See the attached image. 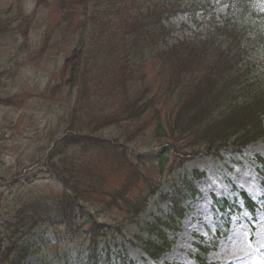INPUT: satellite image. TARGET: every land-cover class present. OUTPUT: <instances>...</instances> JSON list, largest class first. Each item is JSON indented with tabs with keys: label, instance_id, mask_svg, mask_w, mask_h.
Here are the masks:
<instances>
[{
	"label": "trees",
	"instance_id": "trees-1",
	"mask_svg": "<svg viewBox=\"0 0 264 264\" xmlns=\"http://www.w3.org/2000/svg\"><path fill=\"white\" fill-rule=\"evenodd\" d=\"M63 1L62 8L69 10V14L76 12L78 4L84 6L92 4L99 15L101 9L106 6L103 15L104 18L108 15V19H98L97 23L96 17L99 15L92 12L94 17L89 21L96 26L112 23L117 30H122L118 32L120 44L112 49H104L105 54L112 59L111 63L107 67L103 65L101 73L97 72L96 76L98 82L102 75L98 83L103 82L102 86L108 87L107 97L100 99V102H103L100 106L104 107V103L110 99L108 95L114 93L117 96L120 94L117 103L119 108L117 112L102 108L94 109L89 88L94 84L95 77L87 74L91 67L89 64L87 67V58H84V44L88 38L92 46L101 34V29L99 25L92 26L95 31L90 35L86 33L83 22H73L74 31L69 35L72 36L76 32L77 41L63 64L64 83L68 85L65 102L72 110L66 117L70 124L61 129L55 138L52 135L48 146H39L35 149L44 154L35 159L49 176L55 179L61 190L59 194L40 195L17 202L14 213L1 222L0 264H62L48 262L47 253H42V248H46L50 243H56L58 249L69 258L75 257L79 254L77 249L71 248L66 253L60 244V240L66 239L57 232L46 235L43 227L49 224L51 226L65 224L69 228L66 234L68 236L75 229L78 230L74 229L76 221L87 227L86 238L90 241L85 250V258L78 264H134L123 253L112 256L108 250L105 252L96 250V242L99 234H102L103 224L98 223L99 219L91 211H86L82 199L90 193H101V189L98 191L90 181L86 183L78 178L84 169L78 161L92 146L100 149V145L106 143L117 165L126 167V158L128 160L133 155L138 164L147 160L151 167L162 175L166 167L169 171L171 164L174 162L177 164L179 157L184 159L198 153L218 156L224 150L239 152L250 142L264 141V0ZM220 6H224V10L219 12L220 22L214 21L210 28L193 33L189 39H181L173 44L166 42L165 38L171 32V27L166 24L170 17L186 13L195 21L199 11L203 13L213 11L211 13L213 14L214 9ZM73 23L67 22V27L73 26ZM86 25L88 27V24ZM105 37L108 40L113 39L110 35ZM119 46H122V50H118ZM165 58L183 64L184 68L180 73L186 74L184 78H188V82L182 87L179 85L184 82L175 83L174 87L178 85L180 93L174 99L176 101L174 106L169 108V113L165 111L163 115L159 111L160 102L157 99L165 95L163 89L160 88V92L150 94L151 88L145 86L144 71L141 68L150 62L154 65L156 60ZM204 60L215 65L210 67L205 76L200 77L202 74L196 68L202 65ZM110 66L112 69H109ZM113 71L115 73L110 78L108 73L112 74ZM104 76L107 79H104ZM136 77L140 78V83L134 88V94L133 92L128 94L126 83ZM113 79L118 81V94L113 87L107 85ZM174 87L170 86L172 90L164 91L175 96ZM58 89L59 87L53 89L51 93ZM147 112L152 114L151 141L158 144L155 150L134 154L128 147V153L125 142L119 141V136L108 138L100 134L101 131L104 132L114 126V123L118 124L115 125L118 126L115 129L117 131L121 128V122L138 119ZM83 116L88 119L87 122L82 120ZM129 129L131 130L125 126L120 134L122 138L126 136V141L134 138L131 137V133L134 132V136L136 134V128L132 130L133 132ZM75 148L79 149L80 155L75 154ZM68 149L72 151L69 156L66 155ZM256 160L264 164L260 157ZM182 161L184 160H180V163ZM8 169H4L0 181H4ZM258 170L260 184L264 190V170L262 168ZM200 176L201 174L195 170L189 174H176L169 178L165 192L161 188L159 190V185L151 189L159 180L155 182L147 177L145 189L148 192L136 203H130L126 191L128 185L125 182V185L112 195V198L117 199L116 204L112 200L104 202L107 206H119V202L127 206L129 216L125 218L126 222H134L139 227L136 234L139 246L149 257L155 259L170 249L172 241L168 237L169 233L179 228L180 220L184 216L182 201L198 192L193 181ZM158 193L162 199L167 196L170 206L165 212L160 211L152 220H142L140 215L144 213L151 197ZM241 196L244 206L253 212L255 203L246 194ZM213 201L221 209L225 208L222 206L228 205L224 199L213 198ZM123 224L120 222L116 225L117 229L120 230ZM83 233L84 231L79 232ZM73 235L71 234V237ZM211 244L214 247L213 243ZM195 246L194 257L197 264H206L205 255L210 246L203 242ZM32 254L39 257L28 263V257Z\"/></svg>",
	"mask_w": 264,
	"mask_h": 264
},
{
	"label": "rangeland",
	"instance_id": "rangeland-1",
	"mask_svg": "<svg viewBox=\"0 0 264 264\" xmlns=\"http://www.w3.org/2000/svg\"><path fill=\"white\" fill-rule=\"evenodd\" d=\"M63 2V0H0V175L4 169L9 168L4 181H0V226L3 220L14 213L18 201L37 198L40 195L59 194L61 190L55 179H52L53 177L39 165L37 157H42L44 154L35 149L39 146H48L52 135L55 138L60 134L61 129L70 124L66 117L72 110L65 102L68 85L64 83L63 64L76 44L77 33L72 36L69 34L74 31L73 22L81 21L86 33L92 35L95 31L92 26L96 25L89 19L94 17L92 12L99 15L92 4L85 6L78 4L76 12L69 14V10L62 8ZM104 8L106 6L101 9L99 17H96L97 23L98 19H108V15L104 18ZM214 10L221 12L224 7ZM219 19L220 16H216V20ZM196 20L193 22L183 14L170 17L167 24L171 27V32L165 38L166 42L173 44L181 39H189L193 33L203 32L213 25L210 13L199 11ZM67 22L74 25L68 28ZM99 28L101 34L95 43L91 46V42L89 43L86 38L84 44V58H87V67L88 64L91 67L87 74L95 77L94 84L89 88V96L94 102L95 110L102 108L117 112L118 96H120L117 93L119 92L117 79L109 81L107 85L113 87L118 96L110 93L108 95L110 99L102 107L100 105L103 102H100V99L105 98L108 87L102 86L103 82L98 83L102 75L98 82L96 76L97 72L101 73L103 65L107 67L111 63L112 59L110 60L105 54L104 49H112L120 44L118 32L122 30H117L112 23H102ZM106 35H110L113 39H106ZM121 47L119 46L118 50H122ZM156 61L154 65L150 62L141 69L144 71L145 86L151 88L150 94L160 92V88L163 89L165 95L157 99L160 102L159 111L165 115V111L168 114L169 108L176 103L174 99L178 97L180 87L187 84L188 78H184L186 74L180 73L184 68L181 62L169 58ZM214 65L204 60V63L196 69L200 70L202 74L200 77H203ZM109 69L112 67L110 66ZM114 73V71L112 74L109 72L108 76L112 78ZM104 79L107 77L104 76ZM139 80L140 78L136 77L127 81L128 94L132 92L134 94V88L140 83ZM180 81L184 84L174 87L175 83ZM170 86L174 87L175 96L164 91L170 89ZM58 87L56 92L51 93ZM79 104L81 105L80 102ZM151 115L147 112L138 119L121 122V128L117 131L115 129L118 126L115 125L118 124L114 123V126L104 132L101 131L100 134L108 138L119 136V141L125 142L128 153L129 151L134 154L147 153L149 150H155L158 145L151 141L153 138ZM81 118L86 122L88 120L85 116ZM125 126L131 128L130 131L136 128L135 136L133 131L131 133V137L134 138L128 141L126 136L120 137ZM102 145L100 149L92 146L78 161V164L84 168L78 178L82 182L90 181L98 191L101 189L102 193L82 196L86 211H91L99 219L98 223L103 224L102 234H99L96 242L97 251L108 250L112 256L123 253L134 264H196L193 257L194 244L202 238L204 242L216 243L215 248L206 256L208 264H264V205L259 202L263 191L255 169L260 166L258 163L255 165V157L264 159L263 141L246 145L241 153L223 152L220 157L198 153L184 159L179 157L177 169L174 162L169 166V171L167 168L164 169L162 175H159L147 160L138 164L133 155L128 160L126 158V167L119 166L115 163L107 144L102 143ZM70 154L72 151L68 149L66 155ZM75 154L80 155L79 149L75 148ZM180 160L185 161L180 163ZM192 170L203 173V176L195 182L199 193L185 201L187 206L185 216L178 230L169 234V239L173 241L170 250L157 259H151L140 248L136 239L139 227L134 222H126L129 216L127 206L122 202H119V206H107L104 201L112 200L116 204L117 199L112 198V195L126 182L128 199L130 203H136L148 192L145 189L147 177L155 182L159 180L151 189L159 185V190L161 188L165 192L169 178ZM14 178L17 180L13 181ZM240 191L250 195L259 204L255 215L252 218L244 210L232 211L225 220L223 213L215 210L211 202V194L217 197L235 196L238 200ZM166 198L167 196L162 200L158 195L153 196L140 218L148 221L154 215H158L160 210L165 211L170 205ZM120 222L124 224L118 230L116 225ZM74 229L71 232L74 235L71 237V234L66 236L69 228L65 224L58 226L49 224L43 227L46 235L57 232L66 239L60 240L66 253L71 248L79 252L75 257L69 258L58 249L56 243H50L46 248H42V253H47L48 262L78 264L85 258L86 247L90 245L85 233L87 227L76 221ZM83 231V234H79ZM38 257L32 254L27 261L32 263Z\"/></svg>",
	"mask_w": 264,
	"mask_h": 264
}]
</instances>
